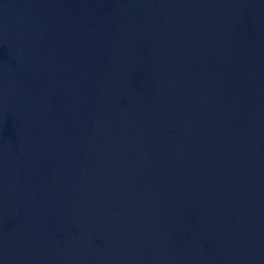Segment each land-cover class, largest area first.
<instances>
[{
    "label": "water",
    "instance_id": "obj_1",
    "mask_svg": "<svg viewBox=\"0 0 264 264\" xmlns=\"http://www.w3.org/2000/svg\"><path fill=\"white\" fill-rule=\"evenodd\" d=\"M0 264H264V0H0Z\"/></svg>",
    "mask_w": 264,
    "mask_h": 264
}]
</instances>
